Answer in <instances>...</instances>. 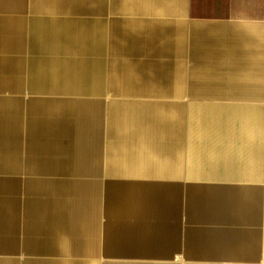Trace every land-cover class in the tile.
Wrapping results in <instances>:
<instances>
[{"label": "crops", "instance_id": "crops-1", "mask_svg": "<svg viewBox=\"0 0 264 264\" xmlns=\"http://www.w3.org/2000/svg\"><path fill=\"white\" fill-rule=\"evenodd\" d=\"M0 264H264V0H0Z\"/></svg>", "mask_w": 264, "mask_h": 264}, {"label": "rangeland", "instance_id": "rangeland-1", "mask_svg": "<svg viewBox=\"0 0 264 264\" xmlns=\"http://www.w3.org/2000/svg\"><path fill=\"white\" fill-rule=\"evenodd\" d=\"M1 194H4V191H1V190H0V197H1Z\"/></svg>", "mask_w": 264, "mask_h": 264}]
</instances>
